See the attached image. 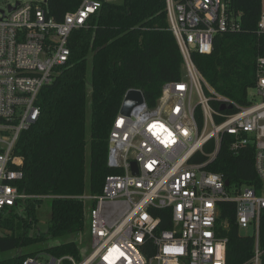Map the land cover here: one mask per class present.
Segmentation results:
<instances>
[{
  "label": "built area",
  "instance_id": "2783aa9c",
  "mask_svg": "<svg viewBox=\"0 0 264 264\" xmlns=\"http://www.w3.org/2000/svg\"><path fill=\"white\" fill-rule=\"evenodd\" d=\"M117 1L79 0L60 21L49 15L47 0L17 2L0 11V213L21 208L32 198L18 189L23 159L14 149L20 133L39 118L41 89L68 61L71 33L87 29L91 16ZM164 2L168 30L182 59V78L164 83L153 107L144 101L129 116L119 112L115 117L107 163L119 174L105 177L101 194L76 197L87 204V254L77 261L71 255L41 253L22 264H225L227 239L219 233V203L234 204L238 230L250 229L255 239L252 264H259L264 56L256 58L247 103L228 101L207 84L193 55L211 54L217 34L239 30L237 18L222 0ZM257 33L264 35V10ZM247 147L253 149L261 183L258 194L254 186L229 181L226 186L221 174L209 170L222 148L236 156ZM165 209L171 215L170 230H160L155 217Z\"/></svg>",
  "mask_w": 264,
  "mask_h": 264
},
{
  "label": "trees",
  "instance_id": "16d2710c",
  "mask_svg": "<svg viewBox=\"0 0 264 264\" xmlns=\"http://www.w3.org/2000/svg\"><path fill=\"white\" fill-rule=\"evenodd\" d=\"M222 1L237 18L239 30L217 34L211 54H194L193 59L216 94L244 105L247 91L254 84L256 58L264 56V35L257 33L263 0ZM78 2L47 0V9L60 21ZM68 47V61L38 95V120L20 133L15 145L14 153L23 159V179L18 189L32 198L21 208L0 213V254L14 252L0 264H22L25 258L40 253L82 259L73 240L31 248L69 237L87 241V204L76 197L101 194L105 177L119 174L108 167V138L125 94L138 90L146 105L153 107L163 84L182 78V59L168 30L164 0H118L103 5L91 16L87 29L71 33ZM209 170L238 187L254 186L259 193L261 183L254 171L251 147L236 156L222 148ZM47 195L57 198L48 200L46 232L31 235L36 209L43 201L40 197ZM218 210L220 237L227 239L225 264H252L255 239L239 232L234 204L219 203ZM155 217L160 218V230L172 229L169 210L158 211ZM258 250L259 264H264V210L259 221Z\"/></svg>",
  "mask_w": 264,
  "mask_h": 264
},
{
  "label": "rangeland",
  "instance_id": "374dc122",
  "mask_svg": "<svg viewBox=\"0 0 264 264\" xmlns=\"http://www.w3.org/2000/svg\"><path fill=\"white\" fill-rule=\"evenodd\" d=\"M30 1H39V0H0V11H6L7 10V5H15L17 2H30ZM263 10H264V0H263ZM89 72H90V63H87V79L89 76ZM89 90L87 91V97L89 96ZM88 126H89V121H88V117H87V122H86V129L88 130ZM87 161H88V155H87ZM50 218V211H49V201L48 200H43L41 205L38 206V208L36 209V225L35 228L30 231L31 235H35L37 233H45L47 226H48V221ZM251 230H245L242 231L243 234H250ZM69 240H73L75 241L78 245H79V249L80 252L82 254V257L85 256L88 252V242L87 241H83L82 239H80L79 237H69L66 239H57V240H53V241H48L46 243H41L40 245L34 246L31 248V250L36 249V248H43L45 246H49V245H57L60 244L62 242H66ZM26 251V250H24ZM14 254V252H7V253H2L0 254V260L8 258L10 256H12ZM41 254V253H40Z\"/></svg>",
  "mask_w": 264,
  "mask_h": 264
},
{
  "label": "water",
  "instance_id": "95a60500",
  "mask_svg": "<svg viewBox=\"0 0 264 264\" xmlns=\"http://www.w3.org/2000/svg\"><path fill=\"white\" fill-rule=\"evenodd\" d=\"M9 10H12L11 7L8 8ZM144 103L143 95L138 90H129L125 94V97L123 99L121 108H120V114L124 116H129L131 112L139 105ZM231 107H228L230 109ZM225 106H222L220 110H224ZM131 166L133 170L135 171L136 164L134 162L131 163ZM225 185H228V181L225 182Z\"/></svg>",
  "mask_w": 264,
  "mask_h": 264
},
{
  "label": "crops",
  "instance_id": "0c3cea01",
  "mask_svg": "<svg viewBox=\"0 0 264 264\" xmlns=\"http://www.w3.org/2000/svg\"><path fill=\"white\" fill-rule=\"evenodd\" d=\"M239 232H240L241 234H243L242 231H239ZM244 235H247V234H244ZM248 235H250V234H248Z\"/></svg>",
  "mask_w": 264,
  "mask_h": 264
}]
</instances>
